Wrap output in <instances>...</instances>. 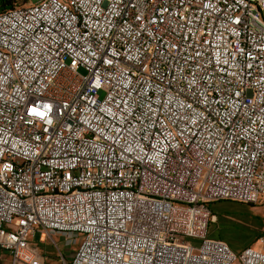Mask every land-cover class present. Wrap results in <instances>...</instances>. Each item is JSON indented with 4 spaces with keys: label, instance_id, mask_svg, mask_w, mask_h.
I'll list each match as a JSON object with an SVG mask.
<instances>
[{
    "label": "built area",
    "instance_id": "built-area-1",
    "mask_svg": "<svg viewBox=\"0 0 264 264\" xmlns=\"http://www.w3.org/2000/svg\"><path fill=\"white\" fill-rule=\"evenodd\" d=\"M263 195L264 0L0 13V264H46L38 232L64 264H264V230L208 234L209 204Z\"/></svg>",
    "mask_w": 264,
    "mask_h": 264
},
{
    "label": "rangeland",
    "instance_id": "rangeland-1",
    "mask_svg": "<svg viewBox=\"0 0 264 264\" xmlns=\"http://www.w3.org/2000/svg\"><path fill=\"white\" fill-rule=\"evenodd\" d=\"M41 0H21V5L36 4ZM80 74L85 75L81 69ZM103 98L104 94H100ZM211 213L216 220L210 223L208 234L211 238L227 242L232 250L240 255L249 246H257V240L264 230V195L254 204L231 201H219L209 204ZM42 233L33 237V242L41 240ZM194 246H199L198 239L188 240ZM66 236L53 233L51 236L44 233L45 251L50 264H64L60 252L69 260L76 246L66 245ZM60 252H59V250ZM234 264H241L239 261Z\"/></svg>",
    "mask_w": 264,
    "mask_h": 264
},
{
    "label": "trees",
    "instance_id": "trees-1",
    "mask_svg": "<svg viewBox=\"0 0 264 264\" xmlns=\"http://www.w3.org/2000/svg\"><path fill=\"white\" fill-rule=\"evenodd\" d=\"M21 4V0H0V13L23 6Z\"/></svg>",
    "mask_w": 264,
    "mask_h": 264
},
{
    "label": "crops",
    "instance_id": "crops-1",
    "mask_svg": "<svg viewBox=\"0 0 264 264\" xmlns=\"http://www.w3.org/2000/svg\"><path fill=\"white\" fill-rule=\"evenodd\" d=\"M210 237V236H209ZM41 248H42V250L44 251V253L46 254V259H47V261H46V264H50L49 263V261H48V254L46 253V251H45V249H46V247H45V244H44V236L43 237H41V240L37 243ZM75 251V250H74ZM74 251H73V253H74ZM73 255V254H72ZM72 258V257H71ZM62 259V258H61ZM64 259H65V257H64ZM69 260H71V259H69ZM69 260H66V261H69ZM4 261L5 262H11V259L9 258V257H4ZM63 261V260H62ZM64 262V261H63ZM53 264V263H52Z\"/></svg>",
    "mask_w": 264,
    "mask_h": 264
},
{
    "label": "snow or ice",
    "instance_id": "snow-or-ice-1",
    "mask_svg": "<svg viewBox=\"0 0 264 264\" xmlns=\"http://www.w3.org/2000/svg\"><path fill=\"white\" fill-rule=\"evenodd\" d=\"M38 114H41L42 115V113H38Z\"/></svg>",
    "mask_w": 264,
    "mask_h": 264
}]
</instances>
